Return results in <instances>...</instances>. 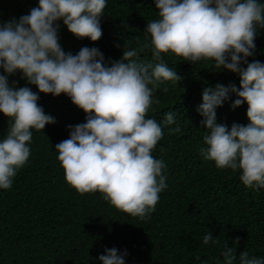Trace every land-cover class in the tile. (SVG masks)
Masks as SVG:
<instances>
[{
	"label": "clouds",
	"instance_id": "9594fccd",
	"mask_svg": "<svg viewBox=\"0 0 264 264\" xmlns=\"http://www.w3.org/2000/svg\"><path fill=\"white\" fill-rule=\"evenodd\" d=\"M106 4L107 0H36L26 14L0 22V114L6 117L0 136V189H9L26 163L31 130L55 122L37 103L38 94L63 93L84 113L83 122L66 125L67 138L53 146L64 180L78 193L98 191L116 209L147 219L158 193L167 187L165 164L151 152L165 130L182 132L174 110L164 112L159 122L146 116L158 86L180 80L161 53L191 64L210 60L215 71L237 75L238 87L217 82L200 92L194 109L204 130L198 154L218 169L238 171L246 188H264V62L246 59L254 55V38L264 28V2L153 0L158 18L145 23L139 48L123 44L114 61H105L95 46H82L75 54L64 51L58 43L60 24L76 38L96 41ZM145 50L151 58L139 59ZM16 73L36 91L17 87L16 80L9 82ZM230 95L235 97L230 108L246 105L247 123L216 122L215 109ZM210 242L217 243L207 230L201 243ZM126 255V249L104 247L95 259L100 264H125ZM219 257L215 264H264V257L246 250L236 253L226 241ZM194 259L200 261L199 256Z\"/></svg>",
	"mask_w": 264,
	"mask_h": 264
},
{
	"label": "trees",
	"instance_id": "16d2710c",
	"mask_svg": "<svg viewBox=\"0 0 264 264\" xmlns=\"http://www.w3.org/2000/svg\"><path fill=\"white\" fill-rule=\"evenodd\" d=\"M34 6L36 0H0V22ZM157 18L153 0H107L100 16L102 34L96 41L76 38L60 24L58 43L72 54L82 46H95L105 61H114L120 58L123 44L139 48L145 40V23ZM254 43L255 53L246 59L264 62V28ZM161 57L180 80L158 86L146 116L159 122L164 112L174 110L182 132L165 130L151 152L165 164L162 174L167 185L158 193L154 210L140 220L110 205L98 191L81 194L67 184L53 146L67 138L66 125L83 122L84 113L63 93H39L37 103L55 122L31 130L26 163L12 178L11 187L0 189V264H100L96 256L113 246L127 250L125 264H215L222 259L219 251L225 241L236 253L246 250L264 257V188H246L238 171L218 169L198 154L204 130L194 109L200 92L217 82L238 87L237 75L215 71L210 60L191 64L171 53ZM138 58L151 57L145 50ZM8 80H16L17 87L25 85L18 73ZM25 86L36 91L34 85ZM165 87L167 91L160 90ZM233 98L230 95L215 109L217 123H247L246 105L230 108ZM5 121L0 114V136ZM207 230L216 244L201 243Z\"/></svg>",
	"mask_w": 264,
	"mask_h": 264
}]
</instances>
